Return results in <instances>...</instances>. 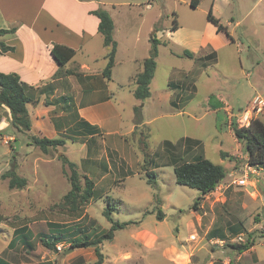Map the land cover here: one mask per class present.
Wrapping results in <instances>:
<instances>
[{
    "label": "rangeland",
    "instance_id": "374dc122",
    "mask_svg": "<svg viewBox=\"0 0 264 264\" xmlns=\"http://www.w3.org/2000/svg\"><path fill=\"white\" fill-rule=\"evenodd\" d=\"M104 1L116 21L114 39L123 56L121 60L132 53L148 54L154 29H170L177 19L179 28L165 38L167 48L162 50L152 89H166L169 81L195 78L198 90L193 102L194 105L201 103V107L196 111L189 107L188 113L181 114L168 111L170 108L163 104V110L159 106L155 119L142 120L136 128L139 124L135 123L134 106L143 108L144 101L129 94L125 88V100H117L122 113L121 128L135 154L143 152L146 159L141 161L140 167L135 156L127 160L133 173L125 177L122 185L111 180L101 184L98 190L101 197L89 200L75 211L63 199L71 184L65 173V170L69 172V167L59 156L66 154L78 160L76 149L80 143L66 136L65 146L50 148L45 153L31 141L32 135L43 137V134L20 132L11 125L0 131V256L10 264H93L97 259L94 246L73 248L70 245L74 239L96 238L112 226L105 215L111 202L114 220L129 224L116 230L112 240H104L100 245L103 264H169L172 244L178 238L187 241L189 237V220L196 223L199 235L207 233L205 242L209 241L193 254L195 264H225V259L229 264H251V258L235 262L228 253L237 250L232 246L233 239L248 233H253L257 249L264 250V174L252 175L255 185L231 184L233 179L241 177L246 161L235 156V163H231L230 153L239 147V143L227 127L230 118L224 110L207 109L205 112L203 103L210 95L207 101L211 104L222 97L236 115L250 107L259 94L250 85L251 78L247 73L257 77V68L264 69V0H195L196 7L192 6V0ZM211 8L227 26L234 42L224 46L226 33L220 35L215 40L219 46V63L213 64L210 60L209 66L197 76L194 69H190L195 60L169 53L171 48L178 52L199 50L198 43L190 37L192 32L212 37L213 24L208 20ZM6 111L7 108L0 106V121L10 118V114L5 115ZM233 115L231 120L235 118ZM260 118L264 121V111ZM34 123H37L35 118ZM44 126H48L46 122ZM132 127L133 132L128 133ZM46 135L51 136L50 133ZM187 138L189 141L191 138L201 140L202 146ZM200 155L223 165L228 171L216 189L203 198L198 189L178 184L174 172V164L195 160ZM14 167L27 179L24 188H10L9 179L2 178L3 173ZM148 171L156 173V186L148 183ZM226 185H229L227 189ZM159 209L165 213L163 220L157 216ZM51 222L71 230L76 228V232H69L66 240L56 244L57 249L41 240V237L51 239L55 235L49 230ZM23 226L30 231L31 246L21 239L11 242L16 235L15 229ZM212 234L224 237L223 246L216 247L223 240L210 241ZM59 245H62L61 249ZM252 257L256 258L255 255Z\"/></svg>",
    "mask_w": 264,
    "mask_h": 264
},
{
    "label": "crops",
    "instance_id": "0c3cea01",
    "mask_svg": "<svg viewBox=\"0 0 264 264\" xmlns=\"http://www.w3.org/2000/svg\"><path fill=\"white\" fill-rule=\"evenodd\" d=\"M111 5L116 7L115 4ZM100 7L106 9L104 0H0V29L13 27L16 29L14 32L0 35V42L15 47L14 51L0 52V72L17 73L27 85L28 94L37 101V103L27 104L32 119L31 131L43 134V137L63 138L65 140L63 146L67 143L64 138L66 136L80 143L76 149L79 151L78 160L75 161L65 155L77 164L83 175L94 180L97 190L100 189L101 184L109 180L122 185L125 177L128 178V175L133 173L127 160L135 156L140 167L141 161L146 159L143 157V152L137 155L134 147L128 145L130 143L125 138L126 133L121 128L122 113L117 106V100H125V88L128 89L129 94L134 95L135 76L142 71V61L149 56L151 49L150 41L148 54L132 53L121 60L123 56L117 48L111 77H105L103 71L107 65L106 55L109 48L104 45L103 36L98 30L100 19L92 13ZM107 10L113 16L112 10L108 8ZM113 20L116 27L115 18ZM211 27L214 32L212 37H204L196 32L190 35L200 47L199 50L192 49V52H195V58H191L195 60V63L190 69H194L197 76H200L202 70L209 66V63L200 59L209 54V48L216 55L215 60H212L213 64L219 63V46L215 44V40L225 32H218L214 24ZM171 32H173L171 28L154 29L153 34L160 40L156 71L160 65L162 50L167 48L168 43L165 38L172 36ZM160 34L162 36H159ZM230 35L231 38L226 34L227 38L222 43L224 46L234 42L232 34ZM55 43L76 50L74 57L62 67L52 53ZM211 44H214V47ZM184 51L178 52L171 48L169 54L187 57L183 54ZM59 71H61L60 74ZM257 73V77H253L250 72L247 76L251 78L250 85L257 93L259 92L257 95L264 99V69L257 68ZM154 78L150 84L151 95L143 103V122L155 119L158 115L155 113L159 106V109L162 108L163 104L170 108L168 111H178L181 114L188 113L189 107L194 111L201 107V103L194 105L195 102H193V96L198 90L195 78L191 81H169L166 89L155 90L152 89ZM209 97L203 103L205 112L207 109L209 111L224 110L230 118L227 127L234 135L230 127L233 115L231 105L222 97L218 102L213 104L209 102V104L207 101ZM3 107L9 111L10 118L0 121V131L10 126L11 120L10 109L5 105ZM263 111L258 114L259 117ZM162 113L160 112L159 115ZM34 118L37 121L36 124ZM44 122L48 125L47 127L44 126ZM133 127L128 133L133 132ZM135 127L139 128L140 124ZM46 133H50L51 136H47ZM113 136L115 138L112 140ZM191 140H195L202 146L201 140L196 138ZM238 143L239 147L230 153L231 163H235V156L248 160V153L243 143L239 140ZM138 146L140 149V145ZM151 167L153 169V165ZM262 170L259 176L264 174V169ZM251 182V185H255V180ZM204 196L202 195L201 198ZM187 227L189 237L187 241L178 238L177 242L172 244V259L169 264H195L192 261L193 254L209 243V241L205 242L207 233L199 235L193 220L187 222ZM222 240L225 241L218 235L210 238L211 242ZM220 244L216 247H221L224 243ZM257 246L255 243L243 252L232 250L228 256L233 257L235 262L251 258L249 259L251 264H262L264 250L260 252ZM223 251L224 249H221V252ZM253 255L256 256L255 259ZM224 262L228 264L226 259Z\"/></svg>",
    "mask_w": 264,
    "mask_h": 264
},
{
    "label": "trees",
    "instance_id": "16d2710c",
    "mask_svg": "<svg viewBox=\"0 0 264 264\" xmlns=\"http://www.w3.org/2000/svg\"><path fill=\"white\" fill-rule=\"evenodd\" d=\"M191 4L194 7L198 5L195 0H192ZM92 13L100 19L98 30L103 36L104 45L109 48L106 55L108 61L103 73L105 77L110 78L112 68L115 65L118 48V43L114 39L115 23L110 12L103 7L93 10ZM208 20L217 27L218 32H225L231 38L227 26L221 23L220 19L213 14L212 8L208 12ZM178 28V21L177 19H174L171 29L172 31H175ZM15 30V27L10 29H0V35L14 32ZM150 41L151 49L149 56L142 61L143 69L135 76L136 86L134 89V95L137 99L142 101L151 95L150 84L155 75L157 57L159 55L160 40L154 34L151 36ZM14 50V46L7 45L2 41L0 42V52L5 53ZM52 53L59 65L62 67L74 57L76 50L72 47L55 43L52 47ZM183 54L189 58H195L194 52L190 50H185ZM215 56V52H212L200 59L208 63L210 60H215ZM60 72L61 71H59V74ZM31 102L37 103V101L28 94L27 85L21 80L17 73L0 72V106L5 105L10 109V125L20 132L31 131L32 119L27 108V104ZM134 110L136 114L135 123L140 124L143 120L142 107L135 106ZM230 127L233 130L234 136L241 143H243L244 149L248 153L247 162L250 165L264 168V121L257 116L253 118L250 126L241 127L238 125L236 120L233 119L231 120ZM92 128L96 130L95 127ZM187 140L189 141L190 139ZM31 141L32 144L39 146L45 153H48L50 148L56 149L65 144V140L63 138H48L46 136L39 137L37 135H32ZM189 142L196 141L191 140ZM59 158L69 167V172L65 170V173L68 175L71 189L64 195L63 199L72 211L78 210L84 203L93 198L101 197V195H99V191L96 189L94 180L85 174H80L75 162L71 161L65 154H61ZM174 172L176 175V182L178 184L198 189L203 196L214 191L228 173L227 168L223 165L217 164L201 155L195 160H186L175 164ZM147 175L148 183L156 186V173L154 171H148ZM2 178L9 179L10 188H24L27 184V179L20 176L15 167L3 173ZM82 178L84 179V183H82ZM197 203L198 201L194 203L195 207ZM113 210L112 204L109 202V208L105 210V215L112 222V226L106 232L96 238L85 237L84 239H74V241L71 242L70 246L73 248L94 246L97 259L93 264L104 263V254L100 247L102 242L104 240H112L116 230L124 228L129 224L128 222L114 220L112 216ZM157 216L160 220L164 219L165 213L162 209L158 210ZM49 226L50 232H52V234L55 233V235H52L53 237L51 239L47 236L41 237V240L47 246L54 249H57L56 244L58 242L66 240L69 232H76V228L71 230L69 229L70 227H61V225L56 222L49 223ZM29 233L30 231H26V226L17 228L15 229L16 235L11 242L15 243L21 239L22 242L31 246L28 238ZM252 234L253 233H248V239L245 243H233L232 246L239 252L249 249L255 245ZM212 236L217 235L212 234ZM218 236L222 237L221 234ZM222 239H224V237H222ZM0 264L10 263L0 256Z\"/></svg>",
    "mask_w": 264,
    "mask_h": 264
},
{
    "label": "built area",
    "instance_id": "2783aa9c",
    "mask_svg": "<svg viewBox=\"0 0 264 264\" xmlns=\"http://www.w3.org/2000/svg\"><path fill=\"white\" fill-rule=\"evenodd\" d=\"M263 108H264V99L260 95H256L252 101L251 106L246 108L245 110H243L240 114L233 115L235 117L233 119L236 120V122L238 123L239 126L248 127L251 125L253 118L257 117L258 114L262 112ZM262 169H264V168L250 165L246 161L244 171H243L241 177L233 179L231 184H236L238 186H249L252 184V182H251L252 181L251 180L252 175L258 176ZM228 186L226 185L225 189H227ZM247 239H248V234L247 235L239 234L233 240H234V243H245L247 241ZM222 242L224 243V241H222ZM61 248H62V245H59V249H61ZM228 264H229V262H228Z\"/></svg>",
    "mask_w": 264,
    "mask_h": 264
},
{
    "label": "water",
    "instance_id": "95a60500",
    "mask_svg": "<svg viewBox=\"0 0 264 264\" xmlns=\"http://www.w3.org/2000/svg\"><path fill=\"white\" fill-rule=\"evenodd\" d=\"M5 115H6V116H9V111H8V110L5 112ZM15 142H16V144H17V147H16V148H18V143H19L18 140H16Z\"/></svg>",
    "mask_w": 264,
    "mask_h": 264
}]
</instances>
